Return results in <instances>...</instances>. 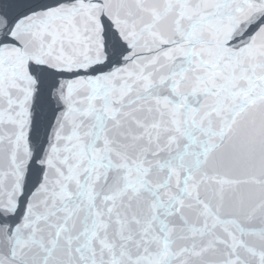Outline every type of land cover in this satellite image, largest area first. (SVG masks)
<instances>
[{
  "label": "snow or ice",
  "instance_id": "6c2138e0",
  "mask_svg": "<svg viewBox=\"0 0 264 264\" xmlns=\"http://www.w3.org/2000/svg\"><path fill=\"white\" fill-rule=\"evenodd\" d=\"M0 264H264V0H0Z\"/></svg>",
  "mask_w": 264,
  "mask_h": 264
}]
</instances>
